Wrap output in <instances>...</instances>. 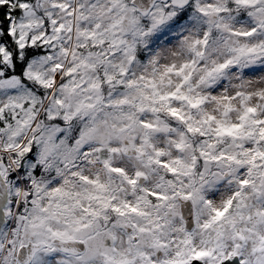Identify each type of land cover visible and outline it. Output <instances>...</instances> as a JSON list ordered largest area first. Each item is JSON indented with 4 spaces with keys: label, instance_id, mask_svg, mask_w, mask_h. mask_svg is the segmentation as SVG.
<instances>
[{
    "label": "snow or ice",
    "instance_id": "1",
    "mask_svg": "<svg viewBox=\"0 0 264 264\" xmlns=\"http://www.w3.org/2000/svg\"><path fill=\"white\" fill-rule=\"evenodd\" d=\"M0 264H264V0H0Z\"/></svg>",
    "mask_w": 264,
    "mask_h": 264
}]
</instances>
